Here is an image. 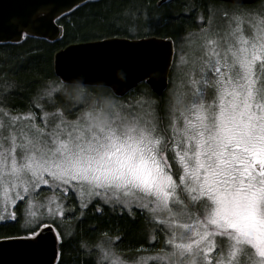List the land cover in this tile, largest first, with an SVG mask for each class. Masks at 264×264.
I'll return each mask as SVG.
<instances>
[{"label": "snow or ice", "instance_id": "snow-or-ice-1", "mask_svg": "<svg viewBox=\"0 0 264 264\" xmlns=\"http://www.w3.org/2000/svg\"><path fill=\"white\" fill-rule=\"evenodd\" d=\"M223 17L185 37L171 65L162 54L174 72L163 115L144 89L66 84L76 69L24 109L9 103L15 85H0V221L21 224L15 239L51 243L55 260L73 235L60 226L106 205L143 217L146 240L129 257L104 231L81 240L82 264H264V9Z\"/></svg>", "mask_w": 264, "mask_h": 264}, {"label": "trees", "instance_id": "trees-1", "mask_svg": "<svg viewBox=\"0 0 264 264\" xmlns=\"http://www.w3.org/2000/svg\"><path fill=\"white\" fill-rule=\"evenodd\" d=\"M211 3L213 2L208 0H171L160 7L157 6V0H99L86 3L56 21L63 30L59 41L50 43L24 37L18 44L0 45V85L5 82L15 85L10 90L9 103L13 107L24 109L31 95L43 82L54 77L53 54L65 46L107 38L158 37L170 38L175 43L185 33L183 25L194 23ZM243 7H264V0ZM129 28L132 30L130 33ZM173 77L174 72L171 69L168 89L161 97H156L145 84H140L125 98H131L144 89L149 96L158 100L159 111L163 115L167 99L173 90ZM86 88L92 92L111 94L105 88ZM85 211L84 217L79 220L68 219L60 226L62 232L69 230L73 235L66 237L68 242L62 249L58 248L56 264H82L88 257L80 247L81 240L94 243L104 231L113 236L121 235L122 249L129 257L137 255L135 250L147 237V226L143 217L138 215L133 220L127 215L113 213L106 205L103 214L95 213L91 206ZM23 235L21 224L0 222V238L12 239Z\"/></svg>", "mask_w": 264, "mask_h": 264}, {"label": "water", "instance_id": "water-1", "mask_svg": "<svg viewBox=\"0 0 264 264\" xmlns=\"http://www.w3.org/2000/svg\"><path fill=\"white\" fill-rule=\"evenodd\" d=\"M95 1L99 0H0V45L18 44L24 37L50 43L59 41L63 30L56 21ZM169 1L157 0V6ZM208 1L252 6L261 0ZM36 20L42 23H34ZM21 26L27 35L21 33ZM162 54L168 56L171 65L175 47L170 38H107L70 44L53 54L52 73L56 79L64 80L61 73L76 69L77 78L64 81L66 84L78 81L84 87L108 89L111 94L120 88L125 96L145 84L153 95L161 97L168 89L172 69L171 66L165 69ZM160 73H163L162 79ZM53 255L51 243L36 250L15 238L0 240V264H56L58 254L55 260Z\"/></svg>", "mask_w": 264, "mask_h": 264}, {"label": "rangeland", "instance_id": "rangeland-1", "mask_svg": "<svg viewBox=\"0 0 264 264\" xmlns=\"http://www.w3.org/2000/svg\"><path fill=\"white\" fill-rule=\"evenodd\" d=\"M210 9H211V13H210ZM261 9H264V7H256V8H252V9L250 8L249 9V8L243 7V6H233V5L220 3V2H213V3L209 4L206 7V10L204 12H202V14H200V16L197 18V20L194 23H191V24L186 23L183 25L185 33L180 37V39L178 41H176L174 43L175 56L179 57V52H180V48H181L182 44L185 45V47H186V42L184 39L185 37H188L189 39H192V40H197L199 38V36L201 35V27H207L208 26L210 14L212 16V25L211 26L213 29H215L217 27H224L226 25L225 19L223 17V12L225 10H227L231 14V12H233L235 10H261ZM201 17H203V19ZM128 32L130 33V32H132V30L129 28ZM172 85H173V82H172ZM32 96H33V94L31 95V97ZM171 97H172V92L170 93V95L167 99L168 102L171 99ZM0 222H3V221H0Z\"/></svg>", "mask_w": 264, "mask_h": 264}]
</instances>
